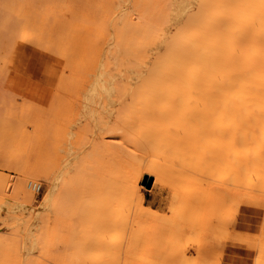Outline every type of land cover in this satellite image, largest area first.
I'll return each mask as SVG.
<instances>
[{
    "label": "bare ground",
    "instance_id": "bare-ground-1",
    "mask_svg": "<svg viewBox=\"0 0 264 264\" xmlns=\"http://www.w3.org/2000/svg\"><path fill=\"white\" fill-rule=\"evenodd\" d=\"M89 2L85 0L83 7L92 17L90 23L109 32L93 70L97 80L85 84L91 77L78 73L92 89L88 99L77 101L85 113L80 112L79 119L83 117L90 135L82 150L86 156L93 153L96 177L109 186L110 199L127 202L140 219L148 214L155 219L157 212L142 205L144 194L138 187L142 176L152 178V187L173 186L171 182L188 178L206 188L203 203L229 198L237 206L245 205L249 216L242 225L264 237V0H105L98 9ZM17 3L24 9L30 0H10L11 12ZM29 16L16 14L20 27L17 37L6 40L7 56L25 57V44L44 55L36 44L47 29ZM76 156L71 154L77 161ZM78 161L62 179L83 180V164ZM166 167L172 174L169 182ZM187 170L196 173L194 180ZM54 178L48 179L52 186ZM16 192L25 194V188L18 185ZM109 215L95 227L117 228L119 218ZM103 232L73 240L65 263L113 264L115 250L101 254L91 250L117 246L118 235L110 238ZM199 252L195 254L202 257ZM259 261L264 264V255Z\"/></svg>",
    "mask_w": 264,
    "mask_h": 264
},
{
    "label": "rangeland",
    "instance_id": "rangeland-1",
    "mask_svg": "<svg viewBox=\"0 0 264 264\" xmlns=\"http://www.w3.org/2000/svg\"><path fill=\"white\" fill-rule=\"evenodd\" d=\"M35 1L30 0V7L24 9L17 3L11 12L10 0H0V264H66L76 240L103 230L110 238L119 237L114 242L117 246L91 250H115L111 252L113 264H180L181 259L188 264H251L255 258L253 263L263 264L259 259L264 255V237L254 236L253 228L242 225L249 216L245 205L237 206L229 198H210V202L203 203L202 190L206 188L188 178L171 182L173 186L152 187V178L142 176L138 182L144 194L142 205L157 212L155 219L149 214L145 215L149 218L140 219L127 202L110 199L109 186L96 177L93 153L86 156L82 150L90 135L83 117L79 119L85 114L82 102H77L89 98L92 89L84 83L97 80L93 70L109 30L105 32L90 23L92 17L83 7L85 0ZM92 1L88 4L96 8L105 3ZM126 6L131 8L128 2ZM129 12L135 16L132 9ZM26 13L40 21V31L47 29L40 38L42 48L40 42L36 44L44 55L40 57L34 46L25 44V57L7 56L6 40L17 37L20 27L16 14L22 18ZM78 73L84 79L91 77L89 82H83ZM71 154L84 157L83 163L74 157L84 168L80 182L62 179L68 177V169L76 161ZM165 169L169 182L171 173L169 167ZM189 174L192 180L196 178L195 172ZM55 175L52 186L48 179ZM18 185L25 188V194L16 192ZM108 214L114 215L113 220L119 218L117 228H96V222ZM183 250L187 257H182ZM195 252L202 253V257Z\"/></svg>",
    "mask_w": 264,
    "mask_h": 264
},
{
    "label": "crops",
    "instance_id": "crops-1",
    "mask_svg": "<svg viewBox=\"0 0 264 264\" xmlns=\"http://www.w3.org/2000/svg\"><path fill=\"white\" fill-rule=\"evenodd\" d=\"M63 28V32H65V30H64V27L63 26H61V29Z\"/></svg>",
    "mask_w": 264,
    "mask_h": 264
},
{
    "label": "built area",
    "instance_id": "built-area-1",
    "mask_svg": "<svg viewBox=\"0 0 264 264\" xmlns=\"http://www.w3.org/2000/svg\"><path fill=\"white\" fill-rule=\"evenodd\" d=\"M36 189L38 190L39 189V186Z\"/></svg>",
    "mask_w": 264,
    "mask_h": 264
},
{
    "label": "water",
    "instance_id": "water-1",
    "mask_svg": "<svg viewBox=\"0 0 264 264\" xmlns=\"http://www.w3.org/2000/svg\"><path fill=\"white\" fill-rule=\"evenodd\" d=\"M148 187H149V185H148Z\"/></svg>",
    "mask_w": 264,
    "mask_h": 264
}]
</instances>
